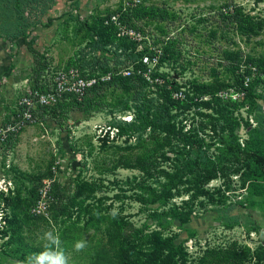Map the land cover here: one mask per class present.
<instances>
[{
	"label": "rangeland",
	"instance_id": "1",
	"mask_svg": "<svg viewBox=\"0 0 264 264\" xmlns=\"http://www.w3.org/2000/svg\"><path fill=\"white\" fill-rule=\"evenodd\" d=\"M145 7L172 15L124 21V13ZM4 8L0 3V46L13 90L0 94V126L34 91L36 67L24 42L4 32V14H17L14 4ZM34 12L25 16L44 65L38 92L61 95L50 98L44 122L0 143V264H95L117 226L131 236L120 254L142 251L149 264H214L219 254L264 264V210L250 184L255 168L208 181L189 149L183 156L167 149L154 174L133 169L160 119L171 120L179 141L222 164L235 141L257 150L250 131L264 127V74L224 62L223 53L264 61V0H57L42 23ZM233 13L243 26L232 23ZM136 27L153 36L136 47L143 80L123 87L109 77L134 68L114 65L111 43L141 41ZM102 44L109 45L97 50ZM82 52L87 63L109 61L110 71L83 77ZM216 81L227 85L216 97L193 96L192 84Z\"/></svg>",
	"mask_w": 264,
	"mask_h": 264
},
{
	"label": "trees",
	"instance_id": "2",
	"mask_svg": "<svg viewBox=\"0 0 264 264\" xmlns=\"http://www.w3.org/2000/svg\"><path fill=\"white\" fill-rule=\"evenodd\" d=\"M57 0H0V3H3L5 8L3 10L10 9L14 4V8L17 14H12L11 12L5 13L3 21L6 22L4 27V32L7 34V37L10 39L15 38L17 42L23 41L24 44L29 48L31 53L34 56V62L36 63L34 81L32 85V90L40 89V81L43 76V70L41 68L44 66L42 61L39 59V51L34 47L33 42L28 39L29 35L33 31L30 29V24L28 18L25 16V12L28 9L35 11L34 15L37 23H42L41 18H43L48 11L53 7ZM1 10V11H3ZM133 11V10H132ZM128 11L124 13L127 23L129 21H142L149 16H154L160 21H165L172 15L169 11L164 9H153V8H144L141 10H135L134 12ZM132 12V13H131ZM31 15V14H29ZM219 15L223 19L227 18L224 12H220ZM16 16V17H14ZM232 23L236 25L243 26V19L239 15L233 13L230 16ZM53 20L48 19L47 24L44 27H49ZM133 25V24H132ZM131 25V26H132ZM136 31L141 36V41L139 42H125L124 40H118L117 43H111V45L116 48V60L114 65H126V67L133 66L134 70L129 76H124L123 72L114 74L110 80L115 81L116 84H119L123 87H130L142 81L143 66L141 63V54L136 52V47L142 43H146L147 38L153 34L145 31L142 27H136ZM252 33L248 34L249 37ZM157 40L153 41V44L156 45ZM109 44L97 45L96 49L101 51ZM121 50V52H119ZM149 55L152 54L148 53ZM83 65L79 67L82 72V76L88 74L90 77H94L98 73V69L103 70V73L107 74L109 70V61H101L99 57H94L91 63H87L86 54L82 52ZM223 61L232 64V65H250L255 67L256 71L264 74V61L257 60L250 55H247L246 58L243 57L241 52L234 51H224ZM88 70V73H86ZM193 86V96H212L216 97L220 92L224 91L227 87L226 84L220 81L213 83H196L192 84ZM66 94V93H64ZM71 95V94H69ZM69 97V96H67ZM66 97V98H67ZM46 108H41V112L36 115L37 122H44ZM252 143L257 144V150H245L242 149L238 141L233 142L230 147H228V153L231 158L229 163L218 162L217 158L213 161L211 158L206 156V152L201 150H194V143L190 141L184 142V140L179 141L178 132L176 131L175 125L171 123V120L160 119L158 131H154L150 135V140L152 141L151 148L145 153L133 167V169L139 170L140 172L148 175H152L158 171V160L164 158L167 154L165 150L170 149L171 153H181L183 156L184 152L189 149L188 156L192 159L194 157L195 164L198 168H201L204 179L207 178L208 181L216 178L218 172L231 170L235 168L236 172H239L244 168H255L256 171L253 174V179L251 184L252 194L259 196L261 201L259 205L262 206L264 210V127L255 128L250 131ZM13 140H10L11 142ZM7 142V143H9ZM208 164L212 167L209 168ZM184 168H189V163H186ZM193 168V167H192ZM191 168V169H192ZM209 178V179H208ZM113 231L110 232L109 246L104 248L100 253L99 257L96 259L95 264H149L145 262L144 256L141 254L142 251L136 250L130 255H122L120 251L125 248V244L129 241L131 236L129 235V229L126 227H114ZM158 242V241H157ZM156 247H163L161 243H156ZM150 259L149 257H146ZM210 261H207V264ZM212 263L214 264H240L233 261H230L225 255L219 254L212 257ZM152 264H154L152 262Z\"/></svg>",
	"mask_w": 264,
	"mask_h": 264
},
{
	"label": "built area",
	"instance_id": "3",
	"mask_svg": "<svg viewBox=\"0 0 264 264\" xmlns=\"http://www.w3.org/2000/svg\"><path fill=\"white\" fill-rule=\"evenodd\" d=\"M145 63L149 62V57H145L143 60ZM110 79V77H109ZM81 82H84V79H79ZM72 86H60L62 92L72 91ZM61 94L54 93L42 95L38 90L31 92L30 97L23 99L20 102L22 107L19 108V112L12 115L9 121L6 124L0 126V143L2 145L10 141L11 138L17 137L18 133L25 127L32 125L37 122L36 115L41 112V108L49 105L50 98L57 101Z\"/></svg>",
	"mask_w": 264,
	"mask_h": 264
},
{
	"label": "crops",
	"instance_id": "4",
	"mask_svg": "<svg viewBox=\"0 0 264 264\" xmlns=\"http://www.w3.org/2000/svg\"><path fill=\"white\" fill-rule=\"evenodd\" d=\"M2 49H1V46H0V94L1 93H3L4 92V94H5V96L7 95V94H9L10 92H12V86H13V83H12V81H11V79H10V75H8V72H9V69L7 68V69H5V66H3V62H6V59H7V57H5V56H3L2 54H4V53H2V51H1ZM8 67V66H7ZM2 69H3V71H2ZM5 73L4 75L5 76H3L2 74L3 73ZM6 75H8V76H6ZM19 81H16L15 82V85H19L20 83H18ZM7 99H6V97H4V102L6 101ZM3 102V101H2ZM2 102H0V103H2ZM6 103V102H5ZM5 109V108H4ZM2 107H0V110H3V111H5ZM6 112V111H5ZM13 115V114H12ZM11 115V116H12ZM8 117V115H7V113H6V118Z\"/></svg>",
	"mask_w": 264,
	"mask_h": 264
}]
</instances>
